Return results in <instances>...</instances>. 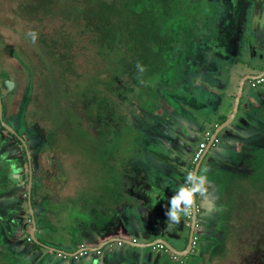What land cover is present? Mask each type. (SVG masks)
<instances>
[{
    "label": "rangeland",
    "instance_id": "1",
    "mask_svg": "<svg viewBox=\"0 0 264 264\" xmlns=\"http://www.w3.org/2000/svg\"><path fill=\"white\" fill-rule=\"evenodd\" d=\"M98 1L100 0H0V71H5L12 79L18 81V97L23 94L32 77L30 82L33 83L30 84L33 86L35 94L38 93V101L43 100L44 97L41 96L43 94L45 99L53 104L50 121L56 131L64 136L63 141L67 143V147H74L71 150L78 156L79 164H82V167L80 166L81 179L86 181L84 184L77 185L79 173H74L72 170L75 159H69L67 165L71 170L65 181L67 183H64L65 185L62 187H53V189H61V191H56L55 195L63 201L65 200L63 202L65 206L62 207L60 203V207L54 209L60 213L62 228L58 229L53 224L46 222L40 224L38 221L37 223L36 238L43 242L47 248L40 247L39 251L35 253H23L26 237L31 230L28 218L29 210L26 211L24 207L21 210L19 215L21 228H16L14 233L12 232L14 229L1 219L0 264H61L62 258H58L56 252L51 249L71 252L69 241L74 245L78 240L89 239L83 235L79 236V233L77 235V231L73 229L79 220L86 218L85 212L81 211L83 207L81 201L90 197L87 200L91 204H96L99 201L105 204L104 200L109 202L112 200L111 196L119 193L116 184L122 164H125L124 161L127 157L136 155L137 141L142 137L147 136L143 141L153 140V137L147 134L150 122L156 125L155 129L160 128L164 132H172V127L163 119V113L167 112L169 107H179L176 99H180V96L176 95L175 91H171L168 86L172 75L164 74L163 71L153 75L149 69L144 67V71L141 72L138 68V65H141L130 59V54L126 52L125 48L122 47L118 50L116 48V52L109 49L103 53L102 50L106 48H101L91 38L83 36V27L75 21V18L80 15L79 12L86 5L97 8ZM104 1L121 2L122 0ZM185 1L190 5V0ZM228 3L229 0H203L200 15H193L194 18L201 17L197 22L199 28L209 33L210 29L206 28L204 18L212 15L215 8L225 14ZM93 12L96 14L98 11L94 9ZM29 32L36 33L35 42L28 35ZM245 35L248 36L247 33ZM201 37L197 40L194 39L192 46L178 45L170 63L176 64L181 52L186 54L184 61L191 60V55L198 53L194 49H198L203 43ZM252 37L243 36V39L239 40V57L237 55L238 59L235 60L232 67L222 63L223 71H227V73H223L222 78L230 84L232 83L233 88L237 83L235 77L237 70L243 69L248 70L251 74H259L264 69V48H261L256 43L257 41L252 45L250 42ZM204 38L207 39V37ZM191 49H193L192 52ZM67 51L69 54L67 60L64 58L58 60V54L63 53L64 56ZM257 62L260 65H256ZM131 65V70L136 73L135 77L123 68L128 66V71H130ZM240 81H238V86ZM261 87L264 88V85L252 87L249 80L246 81L242 103L244 104L245 97L249 92L255 93ZM77 95L80 100V126L75 124L78 117L76 118L71 113L72 104ZM137 118L139 119L137 120ZM247 120L255 124L254 119L247 117ZM237 122L238 120H235L233 125H236ZM202 125L204 131L198 134L194 142L189 141L185 136L182 137L192 150L198 148L203 142L207 135L206 131L214 130L210 123ZM119 130L120 138L115 139L109 136L111 133L114 135L113 137L117 136ZM247 134L249 131L245 136ZM109 139L111 143H114L113 147L105 149V146H110L107 143ZM157 140L161 143L160 138ZM230 141H233V145L236 143L233 139ZM256 141L257 139H254L253 142L256 143ZM257 143L251 148V157L248 161L251 171L248 175L239 174L236 177L238 184L237 187L235 185L237 189L233 193L231 204L237 202V205L234 206L236 209L229 217V221H231L227 224L223 237L221 236L222 245L214 252L207 254L209 258L207 261H203L204 264H264V148L262 149L261 145ZM156 147H158L157 150H161L159 145ZM112 149L117 156V159H113V161L108 152ZM210 157L212 156L209 154L207 158ZM110 161H112L113 170L109 168ZM44 162L46 161L42 158L41 164ZM205 163L199 174H204ZM188 167L190 164H187L185 170ZM5 172L0 170V194L8 185L7 182L1 180L7 176ZM15 173L18 172L14 171ZM232 176V174H226L223 177L228 182ZM244 180L246 182L242 185ZM76 192L79 193L80 202L68 199ZM20 193H24V191H20ZM95 195L97 196L95 197ZM100 195H104V197ZM0 216L4 217V214L0 213ZM186 233L189 236V229L186 230ZM91 234L93 237L99 236V232L95 230ZM71 236L73 237L70 238ZM166 239L176 248H183L186 245L185 240H173L168 236ZM138 240L149 242L151 239L149 236H143ZM207 244V241L201 239L198 247L194 248L187 257L182 258L184 263L196 264L198 261L200 262L203 259L200 254L203 253ZM101 251L104 255L115 251L117 254L132 255L133 257L139 255L142 259L151 255L158 259L166 254L168 257L166 259L170 264H180L170 259L169 253L156 247L136 249L125 244L119 247L118 243L114 242L107 244ZM83 258H89L87 264H101L102 262L101 256H98L97 252H88ZM66 260L77 261L76 258H66Z\"/></svg>",
    "mask_w": 264,
    "mask_h": 264
},
{
    "label": "flooded vegetation",
    "instance_id": "2",
    "mask_svg": "<svg viewBox=\"0 0 264 264\" xmlns=\"http://www.w3.org/2000/svg\"><path fill=\"white\" fill-rule=\"evenodd\" d=\"M226 9L227 10L225 14L224 12H221L218 16H223L225 17V19L228 17L229 22L234 21L236 31L233 32V34H228L218 28L215 33H211V35L207 37V39H205V41H203L202 43V45H209V47H213L214 51H210V55L218 57V52L215 51L217 46L225 48L227 45H238L239 40L241 38L243 39V36L247 38L253 36L252 41H250L251 44L257 41L256 43H258L259 46L264 48V42L261 41L263 35L262 31L264 30V0H229ZM246 33L248 34V36L245 35ZM192 51L193 49L191 50V52ZM31 80L32 77L29 79V85H27V88L24 89L23 94L18 97V81L12 79L5 71H0V170L4 172L6 171L5 173L7 176L3 177L1 180L7 182L8 184L5 187L4 192L0 194V213L4 214V217L0 216V220L2 219L4 223L10 226V228L14 229L12 231L14 233L16 231V228L21 226V219L19 218L21 210L23 209V207L26 209V211L29 210L28 218L31 224V230L29 231L26 237L27 241L24 247L25 251L23 252L26 254L30 252H38L40 247H46L43 242L37 239L40 243L37 244L39 246V249L33 248L34 242L30 237V232L33 229V225L32 218L30 216L29 202L31 203L32 209L34 211L36 225L38 221H40V224L46 222L53 224L58 229H61L62 227L60 225V213H58L54 209L56 207H60V203L62 207L65 206L63 204L65 200L63 201V199H60L59 196L57 197L55 195V192L61 191V189H53V187H62V185H65L64 183L71 170L70 166L67 165V161H69V159H75V165H73L72 170L74 173L77 174L79 172V161L77 158L78 156H76L75 152L71 150V148L74 147H67V143L63 141L64 136L62 135V133L59 134V131H56L52 122L50 121V113L53 104L50 103L48 99H45V96L43 94L41 95L44 97L43 100L41 102L38 101L37 98L39 96L37 95L38 93L35 94V92L33 91L34 88L30 84L33 83L30 82ZM251 81L252 80H249V82ZM8 82L13 83L11 88H9ZM76 97L77 98L74 99L72 104L71 113H73L76 118L78 117V119H76L75 124H78L80 126V100L78 95ZM246 108L248 111L247 117H250L252 119L254 116L257 115L256 111H260V114L254 117L256 119L254 120L255 124L249 121L250 127L246 130V132L249 131V133H253V135L255 136V138H253V140L250 142L248 148L244 147V153L246 155H249L250 159L251 148H253L257 142V144L261 145L260 147L262 149L264 148V100H261L258 104H255V106L250 105ZM166 122L169 123L168 125H172L171 123H173L172 120H166ZM151 124L152 123L150 122V125ZM259 125L260 127H258ZM152 126L155 127L156 125L152 124ZM215 127L216 126H214L213 128L215 129ZM153 128L149 129L150 137H152L151 134L154 133ZM260 128H263V130H260ZM213 131H206V137H204L203 142L200 143L198 148H196L195 150H192L190 146L187 145L188 151L185 152V154L183 153L184 155L180 160L178 159V175L184 174V180L181 185L185 183V177L188 171L195 172V168L200 162L205 152V149L208 146V142L212 134L214 133ZM176 134H179L182 137L184 136L182 130H177ZM109 136L115 139H117L118 137L120 138V130L119 134L117 133V136L113 137L114 135L112 133L109 134ZM247 136L248 134L240 140L236 138V143H245V137ZM187 139L189 141L194 142L196 138ZM254 139H257L256 143L253 142ZM107 143L110 146H105V149L113 147L114 143H111L110 139L107 140ZM236 143L234 145H236ZM201 145H203L204 147L200 152L199 156L196 158V155L200 150ZM224 149L225 144L222 143L217 137V139L214 141L213 147H211L209 152L203 158L198 171L199 174L201 167L204 165L207 159L205 163L207 171L205 172L204 170L203 174L207 176L206 191L203 195H197L195 197L197 220L196 227L193 231L190 252L186 256H178L172 253L163 244L159 243L152 246L154 248H159L161 251H165V253H169L171 255L170 259L176 261L177 263L185 264L182 258L187 257L193 251L194 248L196 249L201 239L207 241L208 244L205 249H203V253L200 254L203 256V259L200 262L198 261L196 264H204L203 261H207V259L209 258L207 254L214 252L217 248L222 245L221 238L224 235L223 233H225L227 224L231 221H229V217L232 216L234 210L236 209L234 206L237 205V202L231 204V198L234 197L233 193L237 189L236 187L238 184L236 177L239 174L248 175V173L251 171V167L248 162L249 160L246 163L244 162V160L243 162H240L244 165L242 166L244 167V169H240L235 165H232L231 167H227L225 165L226 167H224L222 164L224 156L223 153L227 152ZM117 150L120 151V149L118 148ZM108 152L112 156V159H117V156L115 155L113 149ZM235 152L237 153L238 151L236 150ZM209 154L212 157L208 159L207 157ZM243 157L236 156L237 159H242ZM42 158L46 161L44 162V164H41ZM187 164H190V167H188L185 172V167L187 166ZM76 170H78V172H76ZM14 171L18 173L14 174ZM226 174L233 175L230 178V181L228 182L224 180L223 177ZM30 182H32V186L29 190ZM245 182L246 181L244 180L241 184L244 185ZM20 191H24V193L19 194ZM77 196L78 195L74 197H68V199H71V201H78L80 199H78L79 196ZM116 196L117 194L115 193L114 198H117ZM83 203L86 205L89 204L87 199L84 200ZM210 203L213 207L210 206ZM118 210L121 212V209ZM85 214V220L79 221L81 223L83 222L82 224L85 223L88 226L91 224V222H94V219L91 218L89 213L85 212ZM119 216L120 215L107 216V218H104L102 221H99L100 227L98 229H95L93 225L91 227L92 229H79L78 232L75 225L79 221L73 226V229L77 231V235L79 233V236L83 235V237L89 239L91 238V240L96 239L101 241L102 239L101 242L95 244L94 246H91L88 243H82L78 246V249H76V251L73 250L71 252H63L52 249L51 250L53 252H56L57 257L62 258V260H66V258H76L78 260L80 258H83L86 253L90 252L84 251L78 254H74L79 249L87 247H97L102 242L114 237L130 240L134 243H152L157 239H163L169 243L167 239L162 237L155 238L153 240H150L149 242H143L141 240H138L140 237H143L142 235L138 234L136 236H128L127 232L131 233L130 228L129 226L122 223L121 218ZM183 219H185V221L182 223V227L181 224H178V226L174 229L176 233H174V230L172 231L174 233V236L176 237H174V239L181 241L185 240L186 242V245L181 249H178L171 244L178 251L186 250L189 244L192 231L193 210L191 216H183ZM149 229H147L148 232ZM183 229L185 230L184 234ZM187 229H189L190 231L189 236L186 235ZM93 230L99 232V236L93 237L91 234ZM151 230L155 231L156 229ZM57 233L59 234V230L57 231ZM72 237L73 236H71L70 238ZM116 243H118L119 247L124 245V243L122 242ZM101 250L102 249L96 251L98 256L104 255ZM137 257L139 256L137 255ZM149 258L150 257H146L144 259L148 260ZM168 263L170 264L169 261Z\"/></svg>",
    "mask_w": 264,
    "mask_h": 264
},
{
    "label": "crops",
    "instance_id": "3",
    "mask_svg": "<svg viewBox=\"0 0 264 264\" xmlns=\"http://www.w3.org/2000/svg\"><path fill=\"white\" fill-rule=\"evenodd\" d=\"M218 28L228 34H233V32L236 31L234 21L229 22L228 17L225 19L223 16H218L212 24L213 30L207 33L206 37H209L211 33H215ZM262 34L261 41L264 42V30ZM203 41H205V38ZM239 44L240 42L235 46L227 45L225 48L217 46L215 51L218 52V57L209 55L210 51H214L212 46L201 45L199 48L197 47L198 49H194V51L198 53H196V55L192 54L191 60L188 59L184 61L182 65L178 66L175 73L176 79L168 86H170L169 89H171V91H175V94L180 96V99H176V103L179 107L173 106L167 110V112L163 113L164 120L173 121L174 125H169L172 127V132L167 133L160 128V130L158 128L155 129L152 124L149 126V129L154 127V133L151 134L153 140H149L150 142L143 141V139L147 138L146 136L137 141L136 147L138 151L135 152L136 155L127 157L126 161H124L125 164H122L120 168L121 172L116 184V187L119 189V193H117L116 196L117 198L111 196L112 200L109 202L104 200L105 204H102L100 201V203H89L88 205L83 203L82 212L89 213L91 218L94 219V222H91L88 227L85 223L82 224L83 222L81 223L79 221L76 224L77 230L91 228L93 225L95 229H98L100 227L99 221L107 218V216L120 215L119 217L122 223L129 226L130 231L136 230L139 235L145 233V235L142 236H146L147 229L150 228L147 236H149L151 240L159 237L166 239L167 236L175 240L174 233L176 232L174 229L178 224L169 226L166 223L165 211L166 208L169 207V198L174 195L179 185L184 180V174L178 175L179 171L177 172V168L179 166V160L183 157L185 152L188 151V144L183 141L182 136L176 133L177 130H182L186 138H197L198 134H200L199 129L203 126L202 124L204 122L210 123L211 125H219L222 123L220 120L223 118L227 119L231 115L234 100L237 95L236 93L239 88L238 81L245 75H256L249 73L248 70H237L235 73L237 83L234 88L233 85H231L232 83L230 84L227 80L222 78L223 73H227V71H223L222 63L232 67V64H234L236 62L235 60L239 57ZM256 65L260 64L257 62ZM232 73L234 74V72ZM230 76L232 77V75ZM242 98L240 111L236 120L243 119L248 114L247 106H255V104L264 100V88L261 87L255 93L249 92L245 97L244 104L242 103ZM256 112V116H258L260 111L257 110ZM254 117L253 119L256 120ZM138 119L139 118H137V120ZM147 134L150 135L148 132ZM157 138L161 139V143L158 142ZM252 138H255V136L253 133H249L248 136L245 137V143L239 142L233 145V141L224 142V150L227 152L223 153V166L231 167L235 165L240 169H244V167H242L244 165L240 162L244 160L246 163L249 160V155L244 153V147L248 148ZM233 140L234 142L237 141V139ZM158 145L161 147V150H157L158 147L156 146ZM236 150L238 151L237 153L235 152ZM236 156L244 157L242 159H237ZM111 160L113 161V159ZM112 161L109 162V168L113 170L111 167ZM81 165L80 163L79 174L77 176L78 181L76 180L77 185L86 182L82 180L80 176L82 174ZM66 183L67 182H65V184ZM153 190L158 193L155 200L151 199L149 195ZM76 195L79 196V193H74L73 197ZM96 196L97 195H95V197ZM100 196L104 197V195ZM88 198H85V200ZM78 199H80V196ZM82 202L84 201H81V203ZM211 203L210 206H212ZM118 209H121V212ZM184 221L185 219H183L182 216L179 223L181 227ZM151 229L156 230L153 231ZM173 230L174 233L172 232ZM101 241L96 239H82L78 240L74 245L69 241L68 245L72 248V251H75L82 243H88L94 246ZM166 257L167 256L164 255L162 258L155 259L154 256L151 255L148 260H145L137 256L133 257L132 255L117 254L113 251L101 256V264H169ZM87 261L89 262V258L78 259L74 262L61 260L60 263L87 264Z\"/></svg>",
    "mask_w": 264,
    "mask_h": 264
},
{
    "label": "trees",
    "instance_id": "4",
    "mask_svg": "<svg viewBox=\"0 0 264 264\" xmlns=\"http://www.w3.org/2000/svg\"><path fill=\"white\" fill-rule=\"evenodd\" d=\"M202 1L190 0L189 5L185 0H100L97 8L89 5L83 7L75 21L83 27V36L91 38L101 48H106L102 50L103 53L109 49L116 52L123 47L132 61L149 69L151 74L157 75L163 71L164 74L172 75L170 85L175 81L176 69L182 65L186 55L181 52L177 63H170L177 46H192L194 39L207 36L208 32L201 30L197 23L201 17H193L194 14L200 15ZM94 9L98 11L96 14ZM219 11L215 8L212 15L204 18L209 32L213 30L211 23L220 15ZM58 56V60H67L69 54L67 51L64 56L63 53ZM123 68L133 77L136 76L135 71L131 70L132 65L130 71L128 66ZM33 248L39 249V246L33 243Z\"/></svg>",
    "mask_w": 264,
    "mask_h": 264
},
{
    "label": "water",
    "instance_id": "5",
    "mask_svg": "<svg viewBox=\"0 0 264 264\" xmlns=\"http://www.w3.org/2000/svg\"><path fill=\"white\" fill-rule=\"evenodd\" d=\"M262 76H264V69L259 74L245 75L241 79L240 84H239V88L237 91V95H236V98L234 101L232 113L223 123H221L219 125H212L213 127L214 126H216V127L214 129V133L212 134V136L208 142V146L206 147L205 152H204L200 162L197 164V166L195 168L196 173H198L203 158L209 152L211 147H213L214 141L217 139V137L219 138V140L222 143H224V142H228L232 139H236V138L238 140H240L241 138H243V136H245L246 130L249 129V127H250L249 120H247V115L243 119L238 120L236 125H233V123L236 120V117L240 111V103H241V98H242L243 93H244V86H245L246 81H248V80L254 81V80L260 79ZM8 84H9V88H11L13 85L12 82H8ZM203 127L204 126L200 127V129H199L200 132L204 131ZM31 186H32V182H30V184H29V190L31 189ZM29 208H30V216L32 218V225H33V229L30 232V237L34 243L40 244L39 241L37 240L36 236H35V232L37 230V225H36L35 218H34V211L32 209L30 202H29ZM196 214H197L196 213V202H194L191 237H190L187 249L184 251H178L171 244H169L167 241H165L163 239H157V240L153 241L152 243H142V242L141 243H134L130 240L120 239L118 237H114V238L108 239L107 241L102 242L97 247L81 248L74 254H78V253H81L84 251L96 252L100 249H103L107 244L114 243V242H122V243H124V244H126L132 248H136V249H146V248H150V247L160 243V244H163L172 253H174L178 256H186L191 250L193 231L196 227V220H197ZM135 232H137V231L132 230L131 233L127 232V235L128 236H133V235L136 236L139 234L138 232L137 233H135ZM148 234L149 233L147 231L146 236ZM140 235H145V233H141ZM52 250H54V249H52ZM66 254H68V253H66ZM69 255H72V254H69Z\"/></svg>",
    "mask_w": 264,
    "mask_h": 264
},
{
    "label": "clouds",
    "instance_id": "6",
    "mask_svg": "<svg viewBox=\"0 0 264 264\" xmlns=\"http://www.w3.org/2000/svg\"><path fill=\"white\" fill-rule=\"evenodd\" d=\"M28 35L32 38L33 42L36 40V33L29 32ZM139 71L143 72L142 66H139ZM207 169H205V172ZM207 176L198 174L193 171H188L185 177V183L180 185L172 197L169 198V207L166 208L165 216L166 223L169 226L179 224L182 216H191L194 207L195 197L203 195L206 191ZM157 192L153 190L149 193L150 198L155 200Z\"/></svg>",
    "mask_w": 264,
    "mask_h": 264
},
{
    "label": "built area",
    "instance_id": "7",
    "mask_svg": "<svg viewBox=\"0 0 264 264\" xmlns=\"http://www.w3.org/2000/svg\"><path fill=\"white\" fill-rule=\"evenodd\" d=\"M250 84L252 85V87H256L257 85H263L264 84V76H262L260 79H257V80H254V81H251ZM203 145H201V148L200 150L198 151L197 155H196V158L199 156L200 152L202 151L203 149Z\"/></svg>",
    "mask_w": 264,
    "mask_h": 264
}]
</instances>
